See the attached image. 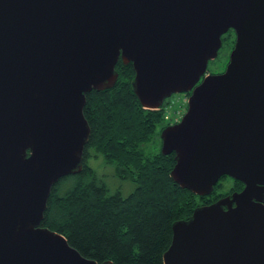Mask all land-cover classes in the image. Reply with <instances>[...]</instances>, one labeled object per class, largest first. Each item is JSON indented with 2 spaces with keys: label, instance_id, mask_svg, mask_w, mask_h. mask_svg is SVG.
Instances as JSON below:
<instances>
[{
  "label": "water",
  "instance_id": "water-1",
  "mask_svg": "<svg viewBox=\"0 0 264 264\" xmlns=\"http://www.w3.org/2000/svg\"><path fill=\"white\" fill-rule=\"evenodd\" d=\"M230 30L225 72L206 75ZM120 59L146 110L191 93L162 132L174 182L244 185L176 222L164 264H264V0H0V264H99L42 222L83 171L86 97L115 86Z\"/></svg>",
  "mask_w": 264,
  "mask_h": 264
},
{
  "label": "trees",
  "instance_id": "trees-1",
  "mask_svg": "<svg viewBox=\"0 0 264 264\" xmlns=\"http://www.w3.org/2000/svg\"><path fill=\"white\" fill-rule=\"evenodd\" d=\"M116 72L113 88L94 90L86 97L84 116L91 134L83 171L53 187L42 227L62 235L83 257L99 264H164L176 222L190 219L197 208L241 192L244 185L223 177L210 196L199 197L176 184L171 177L176 154L150 156L142 148L165 121L164 106L170 98L160 110H146L134 92L133 65L120 59ZM185 95L189 98L191 93ZM99 156L115 166L116 177L135 186L129 196L109 194L89 166V160ZM225 181H231L232 187L223 194Z\"/></svg>",
  "mask_w": 264,
  "mask_h": 264
},
{
  "label": "rangeland",
  "instance_id": "rangeland-1",
  "mask_svg": "<svg viewBox=\"0 0 264 264\" xmlns=\"http://www.w3.org/2000/svg\"><path fill=\"white\" fill-rule=\"evenodd\" d=\"M226 38L228 40L221 48L218 58L211 61L208 66V75H220L225 72L230 62V56L234 48L230 42L231 37L227 36ZM188 100L189 98L185 94H175L168 100V103L164 106L166 110L165 121L158 126L153 140L142 147L146 154L152 156L162 152V130L168 126L178 124L182 120L188 110ZM89 166L94 169L98 178L106 184L109 194L113 195L119 192L122 196L127 197L134 191L135 186L116 177L115 166L106 164L102 156L90 159ZM224 186L220 191L223 194L230 190L232 182L225 181Z\"/></svg>",
  "mask_w": 264,
  "mask_h": 264
},
{
  "label": "flooded vegetation",
  "instance_id": "flooded-vegetation-1",
  "mask_svg": "<svg viewBox=\"0 0 264 264\" xmlns=\"http://www.w3.org/2000/svg\"><path fill=\"white\" fill-rule=\"evenodd\" d=\"M226 35H229V37H231V43H232V46L233 48L235 47V44H236V34L233 30L229 31ZM224 73V72H223ZM222 74V73H221ZM244 188V187H243Z\"/></svg>",
  "mask_w": 264,
  "mask_h": 264
}]
</instances>
